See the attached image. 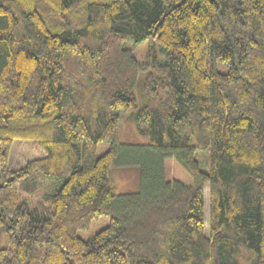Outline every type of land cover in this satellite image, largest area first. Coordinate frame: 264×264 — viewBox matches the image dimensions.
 Wrapping results in <instances>:
<instances>
[{
  "label": "trees",
  "instance_id": "1",
  "mask_svg": "<svg viewBox=\"0 0 264 264\" xmlns=\"http://www.w3.org/2000/svg\"><path fill=\"white\" fill-rule=\"evenodd\" d=\"M136 100L152 155L117 194ZM0 264H264V0H0Z\"/></svg>",
  "mask_w": 264,
  "mask_h": 264
},
{
  "label": "rangeland",
  "instance_id": "2",
  "mask_svg": "<svg viewBox=\"0 0 264 264\" xmlns=\"http://www.w3.org/2000/svg\"><path fill=\"white\" fill-rule=\"evenodd\" d=\"M148 42V48L151 46V42ZM147 48V49H148ZM136 51V57L140 64L143 63V51H145V43H140L134 46ZM218 69L224 71L226 66L219 64ZM135 96L138 100V90L135 87ZM136 100V103H137ZM140 105L137 103L126 110L118 111L119 114V130L118 139L121 146L120 154L117 158V162L110 167V179L112 184L116 187L117 194H123L128 192H134L139 187V164L134 160H141L142 158H148L152 153L149 152L147 137L145 134L146 125L139 123L136 125L132 120V113L138 109ZM107 142H101L97 145L96 153L99 155L108 148ZM207 156V152L203 150L197 151V159L201 170L206 171L207 165L203 161V156ZM39 156V152L36 150V146L31 142H16L13 146L11 153V160L13 163L25 160H29L33 157ZM165 178L168 180H179L185 184L192 182L191 175L177 162L174 157H166L163 160ZM204 211L207 216L208 213V188L204 187ZM109 215H102L99 219H95L91 222L90 226L83 230H78L77 235L86 239L97 232L99 229L108 225ZM206 226V223H205ZM207 230V226H206ZM207 232V231H206Z\"/></svg>",
  "mask_w": 264,
  "mask_h": 264
},
{
  "label": "crops",
  "instance_id": "3",
  "mask_svg": "<svg viewBox=\"0 0 264 264\" xmlns=\"http://www.w3.org/2000/svg\"><path fill=\"white\" fill-rule=\"evenodd\" d=\"M21 142H28V141H21Z\"/></svg>",
  "mask_w": 264,
  "mask_h": 264
}]
</instances>
